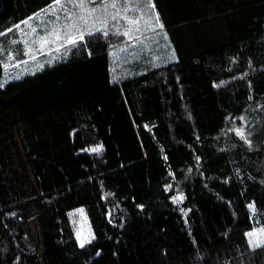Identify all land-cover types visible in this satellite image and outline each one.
I'll list each match as a JSON object with an SVG mask.
<instances>
[{"label":"trees","instance_id":"trees-1","mask_svg":"<svg viewBox=\"0 0 264 264\" xmlns=\"http://www.w3.org/2000/svg\"><path fill=\"white\" fill-rule=\"evenodd\" d=\"M53 2L0 0V40ZM153 5L174 63L113 82L93 34L0 88V264H264V0Z\"/></svg>","mask_w":264,"mask_h":264},{"label":"rangeland","instance_id":"rangeland-1","mask_svg":"<svg viewBox=\"0 0 264 264\" xmlns=\"http://www.w3.org/2000/svg\"><path fill=\"white\" fill-rule=\"evenodd\" d=\"M153 6V0H128L126 15L130 18L143 17L137 26L129 25L124 19L113 21L111 15L114 9L111 6L108 7L107 13H102L98 9L96 16L90 17L87 25L80 24L83 30H86V27L90 26L91 31L94 34H99L102 42L109 45L108 55L113 82L119 83L121 80L163 67L174 63L176 60L175 52L166 32L156 24L155 17L157 14ZM66 7L69 9V14L73 16V21L66 20L65 12L60 10V7L54 5L53 2L18 23L14 27L15 30L6 39L0 40V64L4 69L0 77V85H2L0 88H4L9 82L17 81L25 75L37 73L45 65L64 60L69 56L70 51L76 45L66 42L63 26L75 22L79 10L70 4H66ZM86 7H95V5H87ZM100 7L102 8L103 6L101 5ZM45 9L48 11L45 12ZM101 21H106V24L101 23ZM136 27H139V32L135 31ZM129 28L132 29V35L138 36L139 40L130 39L128 36L122 34ZM53 29L60 32L59 40L51 35ZM68 31L74 35L76 34L71 28ZM105 31L108 33L107 35L103 34ZM118 32L120 34H117ZM88 36L90 35H84L83 41L78 40L77 44L84 42ZM45 38H47V42H45ZM18 45H22L23 49H18ZM56 49H59V51ZM34 51H39L41 56L30 57L25 60L26 63L22 61L25 57L23 53L29 56V53H34ZM20 63L31 64L29 67L26 66L24 68ZM174 197H178L179 199H174ZM174 197V202L178 206L181 205L183 196L176 194ZM81 209L83 210L82 212L79 211ZM249 209L254 214L253 209ZM69 217L76 242L82 248L80 246L81 243L86 246L93 239V231L86 212L83 208H79L72 211ZM261 229H264V225H256L247 233L255 231L260 245L264 246V234L260 232ZM251 239L254 238L247 236L248 242ZM250 247L260 248L254 246V244H250Z\"/></svg>","mask_w":264,"mask_h":264},{"label":"snow or ice","instance_id":"snow-or-ice-1","mask_svg":"<svg viewBox=\"0 0 264 264\" xmlns=\"http://www.w3.org/2000/svg\"><path fill=\"white\" fill-rule=\"evenodd\" d=\"M127 3H128V0H66V4L73 5V7L79 10L77 13V20L75 22L68 23L63 26L65 29L64 35H65L66 42L68 44L77 45L78 40L83 41L85 31L80 27V24L87 25L89 18L95 17L98 9L102 13H107L109 6H111V8L114 9V12L111 15V19L113 21L124 19L129 25H133V26L139 25L140 20L143 19V17H131V18L128 17L126 15L128 11ZM66 4H65V0H54V5L59 6L60 10L65 12V19L71 22L73 21V16L69 14V9L66 7ZM87 5H95V7L89 8V7H86ZM101 5L103 6L102 8L100 7ZM44 11L47 12L48 10L45 9ZM57 19H59V17H57ZM155 21H156L157 26L162 27L158 16L155 17ZM101 23L106 24V21H101ZM69 28L73 29L76 34L74 35L72 32L68 31ZM33 31H35V29H33ZM97 31H99V29H97ZM135 31L139 32L140 31L139 27H136ZM87 34L93 35L94 33L89 30ZM103 34L107 35L108 33L105 31ZM117 34H120V33L118 32ZM122 34L124 36H128L130 39L139 40L138 36L132 35L131 28L126 29ZM51 35H53L57 40L60 39V32H58L56 29L52 30ZM45 42H47V38H45ZM56 50L59 51V49H56ZM0 87H2V85H0ZM237 134L242 135V133L239 130H237ZM99 150H100L99 148L92 149V151L94 152L99 151ZM174 199L178 200L179 198L174 197ZM249 207L253 209L254 211V205H249ZM79 211L82 212L83 210L81 209ZM260 232L264 234V229H261ZM246 235L248 237L254 238L249 241L250 244H254V246L256 247L261 246L260 241L255 231L246 233ZM80 246L84 247V244L81 243Z\"/></svg>","mask_w":264,"mask_h":264},{"label":"crops","instance_id":"crops-1","mask_svg":"<svg viewBox=\"0 0 264 264\" xmlns=\"http://www.w3.org/2000/svg\"><path fill=\"white\" fill-rule=\"evenodd\" d=\"M89 30L91 31L90 26L86 27V30H84L85 35L88 33ZM20 48L23 49L22 45H18V49H20ZM23 55L25 57L22 59V61H25L26 59H28L30 57L41 56L39 51H34V53H29V56H27L25 53H23ZM20 64L22 65V67L26 68V66L29 67L31 63H28V64L20 63Z\"/></svg>","mask_w":264,"mask_h":264}]
</instances>
